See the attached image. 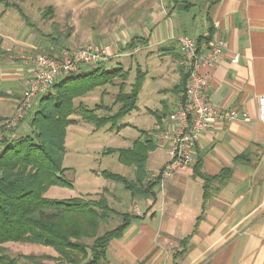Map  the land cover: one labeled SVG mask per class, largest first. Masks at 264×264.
I'll list each match as a JSON object with an SVG mask.
<instances>
[{"label": "crops", "instance_id": "obj_1", "mask_svg": "<svg viewBox=\"0 0 264 264\" xmlns=\"http://www.w3.org/2000/svg\"><path fill=\"white\" fill-rule=\"evenodd\" d=\"M176 1L76 0L70 9L56 12L65 10L71 19L83 12L84 36L99 44L110 40L111 57L103 65L115 62L124 70L136 74L139 70L144 77L139 59L155 58L149 66L157 71L152 79L170 78V84L158 89L162 96L153 110L145 107L154 119L179 100L174 88L184 69L179 45L171 36L187 33L200 39L201 47L215 38L221 40L222 55L203 70L211 73L205 98L218 108H234L250 116L248 121L213 122L195 146L194 162L162 176L154 197L132 198L129 193L130 203L141 212L121 237L109 242L104 264H264V121L258 119L257 110L258 97L264 94V0H183L179 3L183 7ZM94 17L99 19L97 25ZM72 30L75 37L73 24ZM235 54L238 60L232 62ZM31 74L25 62L0 60V102L13 100L11 112L1 117L13 114ZM98 90L97 103L104 100L103 87L91 89L84 99H92ZM157 125L155 119L150 130L139 129V133ZM156 149L146 160L151 176L167 161L164 149ZM196 163L206 176L224 169L230 174L224 182H204L195 174Z\"/></svg>", "mask_w": 264, "mask_h": 264}, {"label": "trees", "instance_id": "obj_2", "mask_svg": "<svg viewBox=\"0 0 264 264\" xmlns=\"http://www.w3.org/2000/svg\"><path fill=\"white\" fill-rule=\"evenodd\" d=\"M180 2L184 1L177 0L176 6L183 7ZM47 10V13H52L53 7L49 5ZM71 30L67 28L66 38ZM60 35L57 30L45 35L49 43H45L44 51L50 56H57L61 51L57 50L55 54L53 50L59 44ZM211 36L210 31L208 40ZM196 41L200 46L201 40ZM126 46L131 47V42ZM94 66L91 71L82 70L83 66H80L74 73L58 77L46 93L38 96L25 113L28 130L23 134L11 136L5 133V126L0 127V264H20V260L29 264H48L47 260H57L58 264H102L106 261L109 242L121 237L135 217V214L111 207L103 193H99L97 199H54L45 196L52 186H71L65 178L66 168L62 166V160L66 129L76 123V119L72 118L74 114L92 123L95 129L108 123L109 128H113L136 107L143 77L139 70L129 91H125L127 70L119 66L105 69L103 63ZM116 77L121 82L117 84L114 104L118 107L114 112H110L111 108L104 104L103 99L91 108L81 100L74 104L75 99L91 89L113 84ZM186 81L187 74L182 70L181 79L174 88L179 99L183 96ZM105 93L102 92V98ZM98 110L109 113L99 115ZM170 111L167 108L157 114L158 125L152 131H142L144 138L137 137L129 147H108L103 151V154H117L119 162L133 168L131 178L109 170L101 171L105 179L121 183L132 198L154 197V187L161 175L151 176L146 169V160L148 154L158 147L154 136L163 129ZM4 119L0 116V121ZM197 163L195 174L201 176L204 182L212 179L224 182L230 174L228 169H224L216 176H206L199 172ZM103 192L106 193L107 189ZM111 216L119 217V223L99 234V228L107 226ZM8 242L51 247L57 257L47 254L10 256L3 246Z\"/></svg>", "mask_w": 264, "mask_h": 264}, {"label": "rangeland", "instance_id": "obj_3", "mask_svg": "<svg viewBox=\"0 0 264 264\" xmlns=\"http://www.w3.org/2000/svg\"><path fill=\"white\" fill-rule=\"evenodd\" d=\"M74 1L76 0H0V60L5 58L16 64H23L26 57L37 54L49 55V52L44 51L45 43H49L45 35L56 30L61 35L59 37V44L53 48L54 53L64 48L77 49L89 44H99L97 40H91V38L84 36L86 25H84L83 12H80L79 17L73 15L75 19H71L72 16L68 15L65 10H61L56 14L60 9H70L73 7L72 2ZM49 5L53 6L52 13H47V6ZM111 9L115 13L113 6ZM93 12L96 16L98 15V12ZM98 20L97 17H94L93 23L97 25L99 23ZM72 24L77 28L75 37H72V30L69 38L66 39L67 28H72ZM101 43H110V40ZM143 55L144 53L140 54L141 58L144 57ZM154 59V57L142 61L139 59L141 68L146 72V75L142 77L136 107L118 121L113 128H109L110 124L108 123L95 129L92 123L81 120L78 114L72 116V118L76 119V123L68 126L66 129L65 154L62 160V166L66 168L65 178L71 183V186H52L46 191L45 196L54 199H68L72 197L97 199L98 194L103 193L107 197L110 206L116 210L127 211L135 215L138 213V208H135L130 203L129 192L124 189L122 184L105 179L100 175V171L106 169L129 178L132 176L133 168L131 166L119 162L117 154H103V151L108 147H128L137 137L144 138V135L139 133V129L150 130L154 126V116L145 107L153 110L154 105L162 96L158 93V89L170 84V78H160L158 76L155 80L152 79L153 74L157 72H153L149 68V66H153L151 61ZM132 60L134 63L135 60L133 58ZM125 61L128 63L130 59L128 58ZM116 65L115 62L109 63L104 65V68L111 69V67H115ZM94 67V65H90L86 67V70L91 71ZM127 70L128 76L125 81V91H129L136 77L134 70H130L129 68ZM120 82L121 79L116 77L113 84L108 83L103 87V91L106 92L104 104L111 108L110 112H114L118 107V104H114V102L118 92L117 84ZM4 85L1 84L2 89H4ZM98 92L99 90L91 94L93 96L92 99H84L83 96L77 98L74 104L77 105L79 100H82L88 108H91L98 102ZM34 102L31 103V106ZM12 106L13 100L9 99L3 103L0 102V114L10 113ZM5 107L9 108V110L5 111ZM97 113L99 115H107L109 111L98 110ZM14 114L15 110L11 116L0 121V127L1 125L5 126L6 134L11 136L23 134L28 130V122L24 120L25 114L14 126L6 127L8 120L10 121L14 117ZM24 125L25 127H23ZM159 148L161 147L158 146L156 150H159ZM148 167L151 168L150 162ZM104 189H107L106 193L103 192ZM119 220V217L111 216L107 226L100 227L98 233L100 234L104 229L114 227L119 223ZM86 241L90 242V240ZM3 246L5 253L10 256H17L19 254H47L57 257V253L51 247L41 244L8 242L3 244ZM45 262L48 264H58L57 260H47ZM19 263L29 264V262L24 260H20Z\"/></svg>", "mask_w": 264, "mask_h": 264}, {"label": "built area", "instance_id": "obj_4", "mask_svg": "<svg viewBox=\"0 0 264 264\" xmlns=\"http://www.w3.org/2000/svg\"><path fill=\"white\" fill-rule=\"evenodd\" d=\"M182 54L183 69L187 81L183 96L164 120L161 131L155 134L157 146L164 149L167 161L154 175L167 176L190 166L195 159V146L202 133L217 121H248L250 116L237 109L224 110L207 102L204 89L211 79L209 70L222 55L224 45L213 39L201 47L196 39L187 33L172 35ZM112 43L89 44L83 48H64L57 56L37 54L24 60L31 67V77L19 98L14 117L6 127L14 126L35 98L46 93L60 76L72 74L80 66L103 63L111 57ZM238 54L231 59L237 62ZM258 119L264 121V94L257 100ZM138 212V211H137ZM139 213V212H138Z\"/></svg>", "mask_w": 264, "mask_h": 264}]
</instances>
